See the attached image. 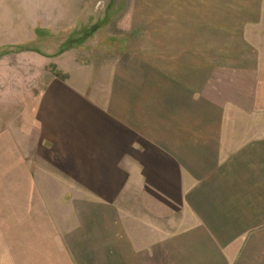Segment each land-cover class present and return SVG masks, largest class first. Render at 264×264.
<instances>
[{
    "label": "crops",
    "instance_id": "crops-1",
    "mask_svg": "<svg viewBox=\"0 0 264 264\" xmlns=\"http://www.w3.org/2000/svg\"><path fill=\"white\" fill-rule=\"evenodd\" d=\"M146 27L107 86L56 81L21 129L0 106V251H52L55 205L38 191L57 175L75 193V251L264 264V0H190V24ZM162 42L203 49L149 51Z\"/></svg>",
    "mask_w": 264,
    "mask_h": 264
},
{
    "label": "rangeland",
    "instance_id": "rangeland-1",
    "mask_svg": "<svg viewBox=\"0 0 264 264\" xmlns=\"http://www.w3.org/2000/svg\"><path fill=\"white\" fill-rule=\"evenodd\" d=\"M174 22L190 24V0H0L2 118L21 129L27 110L37 107L44 90L56 81L107 86L121 70L129 44H138L136 29L141 24L145 29ZM188 35L190 42L203 39L202 32ZM148 49L154 54L190 55L191 51L201 55L203 48L170 47L162 42ZM42 177L46 190L38 193L55 205L52 231L45 240L46 244L54 240L52 251H18L16 257L0 251V264H112L111 251H75L70 239L75 232V208L69 202L75 193L57 175ZM59 200L67 205L60 207Z\"/></svg>",
    "mask_w": 264,
    "mask_h": 264
}]
</instances>
